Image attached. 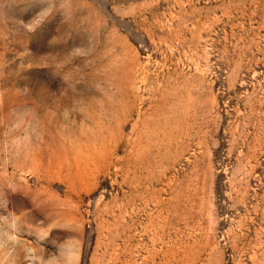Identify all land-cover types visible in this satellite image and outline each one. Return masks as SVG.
I'll return each mask as SVG.
<instances>
[{
    "label": "rangeland",
    "instance_id": "374dc122",
    "mask_svg": "<svg viewBox=\"0 0 264 264\" xmlns=\"http://www.w3.org/2000/svg\"><path fill=\"white\" fill-rule=\"evenodd\" d=\"M0 264H264V0H0Z\"/></svg>",
    "mask_w": 264,
    "mask_h": 264
}]
</instances>
